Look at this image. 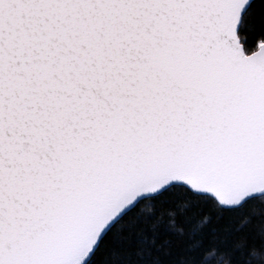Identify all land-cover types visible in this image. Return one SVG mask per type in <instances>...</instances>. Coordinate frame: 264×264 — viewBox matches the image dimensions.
<instances>
[{"label":"snow or ice","instance_id":"snow-or-ice-1","mask_svg":"<svg viewBox=\"0 0 264 264\" xmlns=\"http://www.w3.org/2000/svg\"><path fill=\"white\" fill-rule=\"evenodd\" d=\"M0 264H264V0H0Z\"/></svg>","mask_w":264,"mask_h":264}]
</instances>
